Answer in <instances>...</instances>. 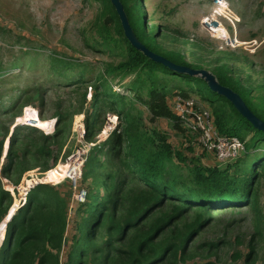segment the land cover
<instances>
[{"label": "rangeland", "instance_id": "1", "mask_svg": "<svg viewBox=\"0 0 264 264\" xmlns=\"http://www.w3.org/2000/svg\"><path fill=\"white\" fill-rule=\"evenodd\" d=\"M124 1L128 8L139 9L136 13H141L147 33L152 34L158 28V31L161 29L167 33L157 40L166 52L151 47L156 53L170 60L185 62L192 68H205L220 81L219 73H227L228 68L235 81L251 89V102L261 103L264 108V0H221L222 5L216 0ZM105 13L112 12L104 0H0V168L6 162L8 141L14 127L39 126V109L42 119L54 118L50 133L40 129L45 134L55 132L54 116L60 113L61 133L57 142L49 146V156L37 159L36 146L41 145L35 144L37 140H32L35 137L33 133L19 142L17 152L27 149L26 163L34 166L38 161L47 163L64 173L66 156L90 141L95 144L86 156L98 153L97 163L102 164L98 171L113 173L118 179L114 165L116 160L107 154L105 139L108 134L110 138L112 133L123 132L127 123L131 125L129 133H132L136 144L144 152L168 155L165 157L167 171L177 172L185 181H190L195 171L213 167L226 169L228 175H232L235 168L246 165L244 159L252 161L249 153H253L254 157L264 155V135L253 128H242L238 136L243 137L240 140L244 150L232 162L220 161L215 151L205 147L203 127H209L213 137L225 135L215 123L214 107L220 104L226 110L227 103L215 101L218 98L203 84L185 82L179 75L164 72L166 69L161 65H157L159 69H156L157 74L152 80L155 79L154 86L167 92L166 103L178 116L180 128H174L173 122L167 118L152 117L143 101L148 98V89L152 85V80L148 81L144 73L145 69L137 68L126 73L106 72L107 67L117 65L123 58L120 51L124 43L118 26L113 23L109 26L111 47L96 42L102 41L99 29ZM113 39H116L118 48H113ZM139 73L144 84L139 88L140 97H137L136 84L132 83ZM98 75L105 78L108 85L106 90L111 89L114 93L111 99L118 100L117 94L124 95L129 114L118 115L115 124L108 125L107 115L113 112L100 109L92 128L93 135L87 139L85 122L92 111L93 86ZM175 85L189 90V97L178 95ZM84 92L86 98L82 101ZM102 93L103 87L99 85L98 96ZM185 102H192V105H188L190 114L181 112L180 107ZM27 107L36 111L32 110L30 122H23L25 118L20 116ZM22 131L27 132V129L23 128ZM5 142L7 147H4ZM245 142L248 153L245 152ZM126 145L123 140L122 153L127 152ZM87 148L88 144L84 149ZM255 148L256 151H253ZM55 157L57 159L53 160ZM85 163L86 160L83 171L84 168L88 169ZM94 167L97 168L96 165ZM42 170L40 165L26 170L19 184L24 177L50 179L52 175ZM260 173L257 205L214 209L212 213L215 219L199 233L194 245L207 241H215L217 245L209 258H196L198 262L245 264L243 260L248 251V241L258 229V236L255 234L256 256L252 264H264V171ZM1 183L10 195L11 190L23 194L28 189L24 184L17 187L19 184L14 185L3 178ZM79 185L87 191L98 190L99 195L107 193L103 184L95 183L91 178L82 179L80 176ZM54 186L62 196L67 195L65 201L70 203L72 186L68 178L64 176ZM4 204V200L0 201V207ZM77 206L72 204L68 207L65 244L60 252L61 264H77L80 245L86 235L87 210L83 211ZM3 245L0 264L8 242ZM198 251L204 253L202 248ZM234 253L240 258L234 260Z\"/></svg>", "mask_w": 264, "mask_h": 264}, {"label": "trees", "instance_id": "2", "mask_svg": "<svg viewBox=\"0 0 264 264\" xmlns=\"http://www.w3.org/2000/svg\"><path fill=\"white\" fill-rule=\"evenodd\" d=\"M104 1L109 4L112 13H105L102 17L99 29L102 41L96 40V42L111 47L109 26L113 23L118 26L124 43L120 51L123 58L117 65L107 67L106 72L126 73L141 68L145 69L144 73L150 81L157 74L156 69H159L157 65H161L166 69H162L164 72L179 75L185 82L203 84L218 98L215 101L227 103L225 104L226 110L223 109L224 105L216 104L214 107L215 123L221 133L237 136L242 140L243 137L238 136L240 129L253 128L256 130L225 97L211 91L204 79L199 76L176 73L150 60L135 49L124 36L119 18L110 0ZM120 1L137 38L150 50L155 51L151 48L154 47L165 53L166 50L161 48L157 40L166 32L163 33L161 29L158 31V28L152 34L147 33L141 13H136L139 9H130L124 0ZM105 10L107 11V6ZM113 48H118L116 39H113ZM171 61L187 65L185 62L172 59ZM140 73L137 80L132 83L136 84L133 87L137 91V97H140L139 88L144 84ZM219 74L221 75V81L218 79L219 83L237 92L253 113L264 120L262 104H253L249 99L251 89L235 81L228 68L227 73L220 72ZM104 79L103 75H98L96 84L93 86L92 111L85 122L87 139L93 135L92 128L100 109H107L117 116L122 114L128 116L129 114L124 95L117 94L118 100L111 99L114 93L111 89L106 90L108 85ZM154 82L155 79L152 80V85L148 89V98L143 101L152 117L167 118L173 122L174 128H178V116L170 110L166 103L167 92L164 88L154 86ZM99 85L103 87L101 96H98ZM175 88L178 90V95L189 97V90L178 88V85H175ZM85 98L84 92L82 101ZM32 110L35 109L25 108L20 116L25 118L23 122H30ZM38 112L40 125L37 127L33 125L15 126L10 134L8 147L7 142L4 146L7 147V152L6 162L0 168V201L4 200L5 204L0 207V243L4 238L3 243L7 241L8 245L3 264H61L60 252L65 244L69 202L65 201L67 195L62 196L60 190L54 185L64 179V171L38 161L35 166L40 165L42 171L46 170L44 173L52 175L51 178L36 180L24 177L19 184L24 172L35 167L26 163L24 159L28 154L27 149L17 152L19 142L34 133L35 137L32 140H37L35 144L41 145L36 146L37 159H40L50 155L49 146L57 142L61 133L60 113L54 116L56 118L55 132L45 134L40 129L50 133L54 118L42 119L41 110L39 109ZM126 126L127 128L121 133H112L110 138L109 134L105 141L108 144L107 154H111V158L116 160L114 165H116L118 179H115L113 173L98 171V168L102 166L101 163H97L98 153L87 157L85 164L88 169L82 170V179L91 178L95 183L100 182L106 188L107 193L103 196L99 195L98 190H88L87 201L77 206L83 211L87 210L86 217L88 218L87 231L80 245L77 264H212L204 261L198 262L196 258H209L217 243L207 241L194 245V241L199 233L215 219L212 213L215 208L222 210L244 204L257 205L260 172L264 171V155L254 157L253 153H249L250 157H253L252 161L244 159L243 162L246 165L235 168L232 175H228L226 169L220 170L213 167L197 170L198 172L195 171L190 181H185L177 172L167 171L165 157L168 155L144 152L136 144L132 133H129L130 123ZM23 128H26L27 132L22 131ZM256 131L264 135V132ZM123 140L127 143L125 153H122ZM247 142H245L246 153H248ZM1 150L2 141H0V153ZM253 151H256V148ZM56 159L55 157L53 160ZM95 165L97 168L94 167ZM2 178L14 185L19 184L17 187L24 184L25 188H30L36 182L38 183L33 185L26 195L20 191L16 194L14 190H11L10 195L9 191L2 187ZM10 187L13 188L11 185ZM13 195L15 197L12 203ZM19 196L20 201H18ZM24 196L25 201L20 206ZM10 215L13 216L8 221ZM262 224L264 228V221ZM257 232H259L258 229L248 241V251L243 260L245 264H252L256 256L255 234L258 236ZM6 237L7 240H5ZM3 243L0 251L4 246ZM199 248L204 250L203 254L198 251ZM239 258L238 254L234 253L233 259Z\"/></svg>", "mask_w": 264, "mask_h": 264}, {"label": "water", "instance_id": "3", "mask_svg": "<svg viewBox=\"0 0 264 264\" xmlns=\"http://www.w3.org/2000/svg\"><path fill=\"white\" fill-rule=\"evenodd\" d=\"M110 3L113 5L116 14L119 18L124 36L130 42V44L137 50L143 53L144 56L148 57L150 60L160 63L167 67L168 69L180 73V74H188L191 76H199L206 82L208 88L225 97L234 108L246 119L248 120L252 126L259 131L264 132V120L259 118L253 111L247 106L242 97L231 89L228 86L222 85L219 83L215 75L205 68H192L187 65L177 64L168 58L150 50L147 48L135 35L124 10L123 4L120 0H110ZM38 183V182H37ZM33 186V185H32ZM28 190V189H27ZM27 191H25V194ZM25 198V197H24ZM25 201V199H24ZM9 212V210H7ZM6 216V214H5ZM4 216V217H5ZM13 215H10L8 221L11 220ZM7 221V222H8ZM6 226V225H5Z\"/></svg>", "mask_w": 264, "mask_h": 264}, {"label": "built area", "instance_id": "4", "mask_svg": "<svg viewBox=\"0 0 264 264\" xmlns=\"http://www.w3.org/2000/svg\"><path fill=\"white\" fill-rule=\"evenodd\" d=\"M225 1L227 2V0ZM216 2L222 5L221 0H216ZM188 105H192V102H185L183 105H181L180 107L181 112L185 111L188 114H190L191 108H189ZM117 119H118V116L116 114L109 113L107 115L108 125L115 124ZM202 138H203L205 147L211 151H215L217 158L220 161L232 162L235 158L239 157L240 153L244 150V144L237 136L217 135L213 137L211 136L209 127L208 128L203 127ZM86 144H88V148L85 150L84 147ZM94 144H95L94 142H90V141L85 142L84 145H82V147L76 148L74 152H72L65 158V162L67 163V165H66V168L64 169L66 171V173H64V176L68 178L69 183L72 186V193L70 194L69 206H72V204H76V205L83 204L87 201L88 191L85 187H82L79 185V180H80V176L82 172V166L87 158L86 155L88 151L90 150V148L94 146ZM30 188H28V190Z\"/></svg>", "mask_w": 264, "mask_h": 264}, {"label": "crops", "instance_id": "5", "mask_svg": "<svg viewBox=\"0 0 264 264\" xmlns=\"http://www.w3.org/2000/svg\"><path fill=\"white\" fill-rule=\"evenodd\" d=\"M108 135H109V134H108ZM107 137H108V136H107ZM107 137H106V139H107ZM106 139H105V140H106ZM3 240H4V239H3ZM1 242H2V241H1ZM2 243H3V242H2ZM2 243H0V246L2 245ZM1 248H2V247H1ZM3 260H4V259H3ZM2 264H3V261H2Z\"/></svg>", "mask_w": 264, "mask_h": 264}, {"label": "clouds", "instance_id": "6", "mask_svg": "<svg viewBox=\"0 0 264 264\" xmlns=\"http://www.w3.org/2000/svg\"><path fill=\"white\" fill-rule=\"evenodd\" d=\"M25 195H26V194H25ZM24 197H25V196H24ZM24 199H25V198H24ZM23 203H24V200H23V202H21V205H20V206H22ZM20 206H19V207H20Z\"/></svg>", "mask_w": 264, "mask_h": 264}]
</instances>
